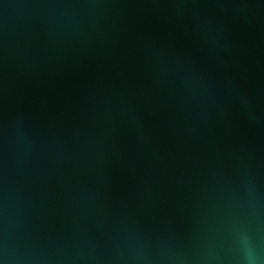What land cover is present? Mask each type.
I'll list each match as a JSON object with an SVG mask.
<instances>
[{"label":"water","instance_id":"95a60500","mask_svg":"<svg viewBox=\"0 0 264 264\" xmlns=\"http://www.w3.org/2000/svg\"><path fill=\"white\" fill-rule=\"evenodd\" d=\"M249 251L264 264V0H0V264Z\"/></svg>","mask_w":264,"mask_h":264},{"label":"clouds","instance_id":"9594fccd","mask_svg":"<svg viewBox=\"0 0 264 264\" xmlns=\"http://www.w3.org/2000/svg\"><path fill=\"white\" fill-rule=\"evenodd\" d=\"M242 243L247 247V245H248V240H247L246 237L242 238ZM246 258H247L249 264H252L253 257L251 256L250 251L247 253Z\"/></svg>","mask_w":264,"mask_h":264}]
</instances>
